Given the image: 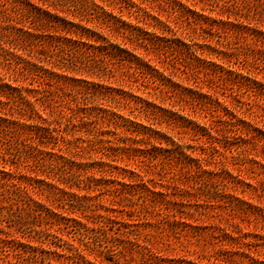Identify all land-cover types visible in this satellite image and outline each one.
Here are the masks:
<instances>
[{"label": "rangeland", "instance_id": "rangeland-1", "mask_svg": "<svg viewBox=\"0 0 264 264\" xmlns=\"http://www.w3.org/2000/svg\"><path fill=\"white\" fill-rule=\"evenodd\" d=\"M131 1L135 3L131 11L146 7L152 16L167 21L169 29L164 31L144 26L160 37L158 48L147 42L130 41L119 34L112 36L96 22L86 25L101 32L108 43L119 44L125 51L121 55L133 61L137 58L147 65L142 68L143 73L108 57L104 76L81 77L111 87L117 97L120 91L139 97V103L130 101V105L134 106L132 113L138 115L136 121L147 129L140 128V136L134 137V133L124 134L100 122L94 123L88 134L80 122L73 128L66 118L69 114L62 117L63 111L69 112L67 108L74 109L77 104L84 108L79 100L81 95L73 90L64 91V99L58 106L39 100L36 107L47 120L57 121L66 129L67 141H60L56 147L61 148L65 167L71 160L74 165L87 166L94 172L96 164L104 161L133 170L134 174L126 172L130 179L126 176L121 179L119 175L111 182L99 180L93 185V191L83 184H79L80 188L74 187L77 198L90 193L96 199L84 201L85 213L78 210L73 217L88 227H95L97 201H102L104 206L116 210L114 214L118 218L131 219L129 223L134 225L129 229L134 234H126V228L122 229L123 234L114 233L116 229L108 224L107 240L111 242L107 245L116 250L108 253L93 245L84 249L78 244L75 230L64 228L59 233L51 225L54 218L68 216L58 203L33 195L48 215L23 213L24 226L36 230L46 228L48 236L46 244H31L37 246V255L45 258L43 264H85L78 253L91 264H264V57L259 60L247 54L256 52L257 45L264 49L253 36V32H264V0H177L196 11L202 8L203 14L209 17L203 32L193 31L180 17L178 8H171L167 0ZM123 18L134 22L127 10ZM0 76L6 77L4 81L10 79L13 85L32 83L29 87L39 89V97L50 99L52 96L54 87L49 83L23 80L21 76L13 82L15 78L3 69ZM130 111L127 107L121 112L133 119ZM239 119L252 130L250 135L237 130ZM183 120L190 127L185 131L177 125ZM163 137L174 141V145H167ZM98 138L123 151L111 158L104 156L97 144ZM165 147L170 149L165 151ZM164 155L168 160L163 159ZM4 159H0V170L19 169L36 174L31 160L19 163L8 155ZM89 175L83 172L82 177ZM95 177L99 175L95 173ZM142 182L171 194L163 200L157 198L154 204L147 192L133 198L127 194L132 202L118 196V192L113 193L114 188L132 193L136 183ZM6 208L7 204L0 202L3 215ZM2 219L0 264H22L21 259L14 257L13 250L16 240L23 241L21 233L13 223L8 226ZM145 244L152 252L143 248ZM221 245H226L230 252L217 262L216 251ZM69 255L72 256L68 258Z\"/></svg>", "mask_w": 264, "mask_h": 264}, {"label": "trees", "instance_id": "trees-1", "mask_svg": "<svg viewBox=\"0 0 264 264\" xmlns=\"http://www.w3.org/2000/svg\"><path fill=\"white\" fill-rule=\"evenodd\" d=\"M167 1L171 3V8H178L180 17H183L186 23L193 27V31L200 29L203 32L204 25L209 24V17L203 14L202 8L196 11L180 1ZM134 6L135 3L131 0H0V69L11 73L12 78H15L12 79L13 82H17L16 77L21 76L23 80L26 78L41 80L54 87L50 99L43 95L39 97L40 90L29 87L32 83H29V86L18 83L13 85L10 79L4 81L6 77L1 78L0 76V159L6 161L4 158L8 155L19 163L31 160V167L37 170L33 171L36 173L34 175L19 169L0 170V202L8 206V209H5L6 215L0 212V217L3 218L2 221L9 223L8 226L13 223V227L21 233L23 241L16 240L13 250L14 257L21 259L22 264H43L45 260L37 255V246H33L31 242H38L39 246L46 244L47 229H31L24 226L25 221L23 222L24 214H35L40 217L48 215V212L43 210V204L33 198V195L38 196L39 199L44 197L58 203L57 206L63 209L68 216L67 218H54L51 225H55V231L59 233L64 228L75 230L78 244L84 249L93 245L92 247L101 248V251L108 253L116 250L113 246L107 245V242H111L107 240L108 224L113 230L116 229L114 233L123 234L122 229L126 228L128 230L126 234H134V231L129 229L134 225L129 223L131 219L127 221L123 217L118 218L114 214L116 210L104 206L102 201H97L98 210H94L97 218L95 227H88L73 217L78 210L82 214L85 213L87 207L84 201L96 199L90 193L77 198L73 191L74 187L80 188L79 184H83L87 190L93 191V185H97L99 180L111 182L110 180L114 178L118 179L119 175L122 176L121 179H124L126 172L134 174L133 170L121 169L104 161L96 164L94 172L87 166L74 165L71 160L68 167H65L62 163L61 148L56 147L60 141L63 143L67 141L66 129L62 128L57 121L47 120L36 107L39 100L58 106L59 101L64 99V91L73 90L81 95L79 100L84 106L81 108L77 104L74 109L67 108L68 113L62 112L64 118L69 114L66 118L72 123L73 128L77 126V122H80L88 134L94 127V123L100 122L124 134L134 133V137L140 136V128L147 129L136 121L138 115L132 113L134 106L130 105V101L137 104L140 102L139 97L126 91H116L119 92L117 97L112 93L111 87H104L103 84H95L81 77L83 75L98 78L104 76L108 57L125 62L134 71L143 73L142 68L147 65L137 58L133 61L121 55V52L125 51L119 44L108 43L101 32L94 31L86 25L96 22L102 30L111 32L112 36L119 34L130 41L147 42L152 47L158 48L160 37L154 32H148L144 26L164 31L169 29L167 21H161L152 16L146 7H141V11L140 9L131 11ZM114 10H118L117 13ZM124 10L128 11L129 16H133L134 22L123 18ZM253 36L256 37V43L264 45L263 31L253 32ZM257 46L259 48L256 52L249 51L247 54L262 60L264 49ZM209 63L212 66H218L214 62ZM218 67L221 69V66ZM238 76L241 79L250 80L246 76ZM80 83L86 86L81 88ZM127 107L131 110L130 114L133 119L121 112ZM238 122L237 130L241 134L250 135L252 130L244 125V121L239 119ZM177 125L184 131L190 128L189 123H185L184 120ZM95 135L97 138V132ZM163 138L167 145H174V141L167 140V137ZM37 141L43 146H39ZM96 141L100 152L108 158L123 151V148L120 150L115 145L105 144L101 138ZM3 149L4 152H2ZM169 149L165 147L164 150ZM163 159L168 160V156L164 155ZM199 171L205 172V169H199ZM83 172L90 173V175L83 178ZM38 173L42 178L38 177ZM95 173L99 175L98 178L95 177ZM126 177L129 178V174ZM172 179L171 177L170 180ZM117 182L120 183L118 180ZM132 191L130 193L127 190L114 188L113 193L118 192V196L132 202L133 199L129 200L127 194L133 198L135 195L142 196V193L147 192L149 201L154 204L157 198L160 197L163 200L171 194L168 191L156 190L154 186L143 182L136 183ZM112 203L114 202H109L110 205H114ZM53 245L58 246L55 243ZM143 248L152 252L148 244H145ZM228 252L230 249L226 245H221L216 251L215 260L222 261ZM77 256L80 257L82 263L91 264L87 262L82 253H78Z\"/></svg>", "mask_w": 264, "mask_h": 264}]
</instances>
